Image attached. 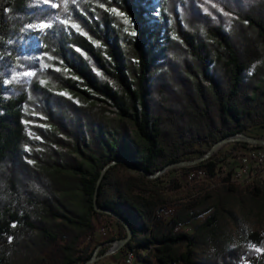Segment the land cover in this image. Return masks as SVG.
<instances>
[{
	"label": "trees",
	"instance_id": "16d2710c",
	"mask_svg": "<svg viewBox=\"0 0 264 264\" xmlns=\"http://www.w3.org/2000/svg\"><path fill=\"white\" fill-rule=\"evenodd\" d=\"M92 1L57 4L60 18L70 12L96 40L58 21L37 36L39 49H52L71 73L59 82L77 100V123L70 130L61 127L70 139L61 150L51 148L48 158L27 164L25 94H5L0 80V167L12 165L7 181L1 178L7 193L0 196V264H81L98 245L92 242L94 217L103 212L95 205L128 224L130 235L121 247L143 252L142 264H264L247 245L259 243L263 234L241 229L226 198L206 192L165 217L159 210L168 206L159 205L156 177L150 176L202 146L205 152L222 137L264 124V0H248L232 24L210 25L207 37L179 30L182 56L171 45L167 0H95L115 5L132 20L131 39L111 12ZM26 2L0 0V51L11 35L13 14L22 13ZM95 10L99 21L90 16ZM34 86L50 94L46 86ZM218 159L211 153L176 166L204 165L213 175ZM119 165L133 173L112 177ZM251 192L264 194V184ZM206 211L191 230L175 227Z\"/></svg>",
	"mask_w": 264,
	"mask_h": 264
},
{
	"label": "rangeland",
	"instance_id": "374dc122",
	"mask_svg": "<svg viewBox=\"0 0 264 264\" xmlns=\"http://www.w3.org/2000/svg\"><path fill=\"white\" fill-rule=\"evenodd\" d=\"M150 1L137 0L143 5H147ZM247 1L167 0L168 7H170L167 11L169 12L171 45L174 55L182 56L183 41L179 30H186V28L198 30L202 37H207L210 25L227 28L232 24L235 11L244 6ZM57 2L58 0H50V3H45L44 0H27L25 10L22 13L13 14L11 35L0 51V80L3 92L8 95L23 92L26 98L22 106V122L25 132L22 152L25 157L29 158L27 164L33 159L45 160L50 156L51 148L61 150L62 146L67 144L70 139L65 134H61V127L70 130V127L75 124H73L76 120L72 110L77 104L76 98L59 82L62 77L71 75L59 55L52 49L49 51L39 49L37 36L45 29H36L29 25L68 21V24L64 23L66 29L76 30L71 27L72 24H76L80 29V31L76 30L77 32L94 39L89 26L83 20H78L70 12L63 19L60 18L58 8L51 7L52 3L57 4ZM92 2L98 8L111 12L120 23L123 36L128 39L132 38L135 29L128 16L115 5L110 6L95 0ZM100 4L104 6L101 7ZM89 7L92 8L91 5ZM112 8H116L124 15H117L111 11ZM90 16L97 18L98 21L100 19L98 10ZM125 17L130 20V23H124ZM45 64L49 67H43ZM25 72H35L36 75L26 76ZM34 84L46 86L50 94L41 93V88L35 87ZM247 133L264 138V124L252 126ZM205 148L206 146H202L183 159L200 156L204 154ZM212 154L219 158L215 163L213 175L207 173L204 165H194L188 168L170 165L155 175L156 178L152 184L162 198L159 205L168 206L159 211L167 217L180 202L198 199L206 192L211 196L226 198L233 204L237 225L241 229L245 231L256 229L263 234L259 243L249 242L247 245L255 255H261L264 258V194L251 192L254 186L260 187L264 184V175L261 177L259 173L260 167L264 164V144L243 145L235 140H228L217 145ZM11 167V164L0 167L1 197L7 193L5 183L1 178L7 181ZM188 171L193 172L190 178L187 177ZM130 173H133L130 167L120 165L111 169L110 172L112 177L117 178ZM225 178L228 180L226 181ZM226 184H232L234 190L228 192ZM207 213L208 211L203 212L185 222V230H191ZM117 220L115 216L105 212L94 217L95 228L92 233V242L98 243L97 253L102 255L89 264H118L121 262L125 249L121 247L123 243L119 244L117 241V238L122 236ZM256 248L262 251L257 252ZM133 253V261L124 264H142L140 258L143 252Z\"/></svg>",
	"mask_w": 264,
	"mask_h": 264
},
{
	"label": "water",
	"instance_id": "95a60500",
	"mask_svg": "<svg viewBox=\"0 0 264 264\" xmlns=\"http://www.w3.org/2000/svg\"><path fill=\"white\" fill-rule=\"evenodd\" d=\"M245 139L251 143H254V144H264V138H261V137H257V136H254V135H251L247 132H244V133H241L235 137H222L218 140H216L205 152L204 154L200 155V156H196V157H192V158H188V159H181L177 162H171V163H168L166 165H164L163 167L159 168L158 170H156L154 173L150 174V176H155L156 174H158L159 172H161L164 168L170 166V165H190V164H194V163H197L199 160H201L202 158L210 155L214 148L219 145L220 143L222 142H226L228 140H236V139ZM115 162V160H112L111 162H109L108 164H106L100 171L99 173V176L97 177V180H96V187L105 171V169L107 168V166L110 164V163H113ZM95 196L96 194H94L93 196V203L95 204ZM95 208L99 211H102V212H105V213H108V214H111L113 216H115L118 220H120V222L122 223L123 227H124V230H125V235L124 236H120L117 238V241L119 244H122L125 240L128 239L129 235H130V227L128 226V224L118 215L116 214L114 211H112L111 209L107 208V207H99V206H96L95 205ZM99 245L95 246L92 254L86 259L84 260V262H82L81 264H89L91 263L93 260H95L96 258V252H97V249H98Z\"/></svg>",
	"mask_w": 264,
	"mask_h": 264
},
{
	"label": "snow or ice",
	"instance_id": "6c2138e0",
	"mask_svg": "<svg viewBox=\"0 0 264 264\" xmlns=\"http://www.w3.org/2000/svg\"><path fill=\"white\" fill-rule=\"evenodd\" d=\"M44 2L45 3H50V0H44ZM63 2H64V4H67L68 3V0H63ZM73 2H74V0H73ZM100 6L103 7L104 5L103 4H100ZM51 7L58 8L59 5L58 4H55V3H52L51 4ZM111 11L114 12V13H116L117 15H121V16L124 15L123 13L118 12L116 8H112ZM225 15H227V13H225ZM63 23L68 24V21H63ZM124 23H126V24L127 23H130V20H128L125 17ZM29 27H33V28H36V29H47V28H51L52 25L50 23H40L38 25H29ZM71 27L74 28V29H76L77 31H80L79 26L76 25V24H72ZM133 34H135V33H133ZM50 59H51V57H50ZM43 67L47 68V67H49V65L45 64V65H43ZM57 70H59V69H57ZM24 75H26V76H34V75H36V73L35 72H25ZM13 79H15V77H13ZM253 247H255V246L253 245ZM255 250L257 252L262 251L260 248H256Z\"/></svg>",
	"mask_w": 264,
	"mask_h": 264
},
{
	"label": "built area",
	"instance_id": "2783aa9c",
	"mask_svg": "<svg viewBox=\"0 0 264 264\" xmlns=\"http://www.w3.org/2000/svg\"><path fill=\"white\" fill-rule=\"evenodd\" d=\"M259 173H261L262 175H264V164L260 167V170H259ZM192 175H193V172L192 171H188L187 172V177H192ZM175 227H177V228H179V229H183V230H185V228H184V223H178V224H176V226ZM102 229V228H101ZM130 260V252H128V249H125L124 250V257L122 258V260H121V262L120 263H118V264H121L122 262H124V261H129Z\"/></svg>",
	"mask_w": 264,
	"mask_h": 264
},
{
	"label": "bare ground",
	"instance_id": "6f19581e",
	"mask_svg": "<svg viewBox=\"0 0 264 264\" xmlns=\"http://www.w3.org/2000/svg\"><path fill=\"white\" fill-rule=\"evenodd\" d=\"M249 176V175H248ZM260 176L263 177V175L260 173ZM251 177V176H250ZM253 177V176H252ZM257 177V176H256ZM253 180V179H252ZM128 252H130V250H128ZM130 261H133V258H132V252H130V260L129 261H124L122 262L121 264H124V263H130Z\"/></svg>",
	"mask_w": 264,
	"mask_h": 264
}]
</instances>
